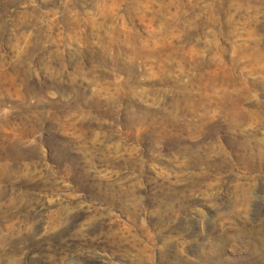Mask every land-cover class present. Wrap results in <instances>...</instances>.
I'll return each mask as SVG.
<instances>
[{"label": "rangeland", "instance_id": "374dc122", "mask_svg": "<svg viewBox=\"0 0 264 264\" xmlns=\"http://www.w3.org/2000/svg\"><path fill=\"white\" fill-rule=\"evenodd\" d=\"M0 264H264V0H0Z\"/></svg>", "mask_w": 264, "mask_h": 264}]
</instances>
